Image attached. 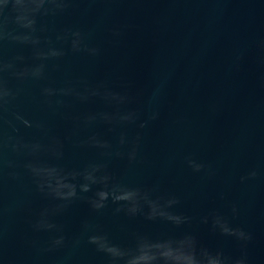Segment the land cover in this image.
<instances>
[{"label": "water", "instance_id": "1", "mask_svg": "<svg viewBox=\"0 0 264 264\" xmlns=\"http://www.w3.org/2000/svg\"><path fill=\"white\" fill-rule=\"evenodd\" d=\"M0 264H264V0H0Z\"/></svg>", "mask_w": 264, "mask_h": 264}]
</instances>
